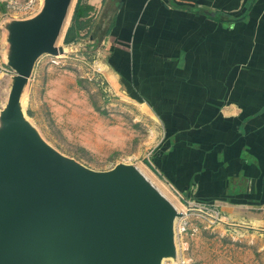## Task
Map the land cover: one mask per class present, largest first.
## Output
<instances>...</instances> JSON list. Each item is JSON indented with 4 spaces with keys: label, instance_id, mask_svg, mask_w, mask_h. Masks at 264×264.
I'll return each mask as SVG.
<instances>
[{
    "label": "crops",
    "instance_id": "1",
    "mask_svg": "<svg viewBox=\"0 0 264 264\" xmlns=\"http://www.w3.org/2000/svg\"><path fill=\"white\" fill-rule=\"evenodd\" d=\"M105 1L85 0L92 28ZM172 1L119 0L104 69L162 123L170 188L264 228V0Z\"/></svg>",
    "mask_w": 264,
    "mask_h": 264
},
{
    "label": "water",
    "instance_id": "2",
    "mask_svg": "<svg viewBox=\"0 0 264 264\" xmlns=\"http://www.w3.org/2000/svg\"><path fill=\"white\" fill-rule=\"evenodd\" d=\"M70 0H39L3 23L10 69L0 107V264H162L174 261L180 213L136 166L94 171L48 145L21 110L32 65L56 45Z\"/></svg>",
    "mask_w": 264,
    "mask_h": 264
},
{
    "label": "rangeland",
    "instance_id": "3",
    "mask_svg": "<svg viewBox=\"0 0 264 264\" xmlns=\"http://www.w3.org/2000/svg\"><path fill=\"white\" fill-rule=\"evenodd\" d=\"M74 1L56 40L63 52L42 54L32 65L21 101L23 115L60 154L94 171L116 163L137 166L179 207L175 259L162 264H264V228L228 220L219 208L182 198L152 167L163 134L155 112L140 97L130 96L119 80V85L112 83L103 65L106 47L87 39L88 23L75 42L61 41ZM39 6V0H0V107L12 74L4 65L2 25L33 15Z\"/></svg>",
    "mask_w": 264,
    "mask_h": 264
},
{
    "label": "trees",
    "instance_id": "4",
    "mask_svg": "<svg viewBox=\"0 0 264 264\" xmlns=\"http://www.w3.org/2000/svg\"><path fill=\"white\" fill-rule=\"evenodd\" d=\"M170 1L173 2L172 0ZM252 2V0H247L246 11L249 10ZM104 4V10L101 14L102 18H100V21L97 23V25L92 28L89 19V13L92 11V7L86 4L85 0H75L73 3L69 24L67 27H65L62 33L61 41L64 44L75 42V40L79 37L78 31L86 25L85 23H88L86 27H89L90 25V27L87 28V30H89L87 35L91 40H95V42H99L100 40L102 42L105 41L104 39L107 36L110 28L114 26L115 12L119 8L120 4L119 0H106ZM243 17L244 15L238 17L237 19L242 20ZM130 95L132 96V93H130ZM154 156L155 155L152 156V159Z\"/></svg>",
    "mask_w": 264,
    "mask_h": 264
},
{
    "label": "bare ground",
    "instance_id": "5",
    "mask_svg": "<svg viewBox=\"0 0 264 264\" xmlns=\"http://www.w3.org/2000/svg\"><path fill=\"white\" fill-rule=\"evenodd\" d=\"M175 207H176L177 210H179V207H178V206L175 205ZM176 219H177V218H176ZM176 219H175V220H176ZM175 220H174V221H175ZM175 222H176V221H175ZM163 260H165V259H163ZM163 260H162V261H163ZM166 260H170V259H167V258H166Z\"/></svg>",
    "mask_w": 264,
    "mask_h": 264
}]
</instances>
